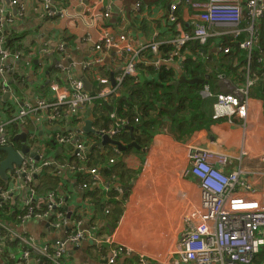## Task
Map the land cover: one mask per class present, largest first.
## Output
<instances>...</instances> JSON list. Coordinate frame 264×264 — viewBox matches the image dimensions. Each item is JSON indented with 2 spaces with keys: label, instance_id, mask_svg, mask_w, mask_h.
Listing matches in <instances>:
<instances>
[{
  "label": "crops",
  "instance_id": "crops-1",
  "mask_svg": "<svg viewBox=\"0 0 264 264\" xmlns=\"http://www.w3.org/2000/svg\"><path fill=\"white\" fill-rule=\"evenodd\" d=\"M13 0H0V9L3 7L8 14L13 15V21L9 30L12 36L16 37L15 48L20 53L19 57L12 56L9 62L10 77L17 78L14 91L20 97V103L13 101L10 95L6 100L3 99L4 92L0 88V117L6 122H10L18 113V110L25 104H37L41 100H47L52 96L49 91V84L53 81L60 82L64 87L67 86L66 77L74 76L77 78H87L92 87L90 92L101 90L100 81L96 77L104 76L112 84L111 77L115 81L119 74L120 66L115 62V51L109 50L103 54V63L93 62L97 53L91 42L83 40L79 32H75L65 27L63 21L44 16L42 0H18L23 5L21 12L18 5L11 3ZM62 5H75L77 0H59ZM116 5L113 8V15L109 20V26L117 31H125L137 34L145 39L146 42L158 41L163 44L170 43L178 34V29L189 31L195 21H199V12L192 7L183 6L178 14V22L175 23V35H166L170 31L166 15L169 14L171 5L179 0H172L168 3L160 0H145V6L136 12L130 11L132 6L141 0H114ZM159 4V5H158ZM159 7V8H158ZM164 7V8H162ZM117 8L125 10V14L118 15ZM178 10V9H177ZM145 18V23H144ZM235 27L225 25H214L212 28V38L215 46L206 51V69L209 78H201L200 81L207 82L212 93L228 89L224 81H230L235 86L240 83L238 73L242 74V68L238 58L231 64L235 72L225 71L224 65H228V58L223 56L219 43L224 35L232 36ZM78 30V29H77ZM98 35L97 32L94 34ZM145 35V36H144ZM73 37V40L69 39ZM248 37V34H247ZM15 44V43H14ZM63 46V51L59 52L56 48ZM76 51V52H75ZM239 58H244L239 55ZM18 58V59H17ZM70 59L73 61L70 62ZM92 62L90 68H85V62ZM61 63L64 68L59 67ZM57 64V66H56ZM250 64V62H249ZM177 70L181 66L174 64ZM54 66L50 71L49 68ZM80 66V68L78 67ZM142 79H152L153 76L148 71H142ZM141 72V73H142ZM15 73V76L13 74ZM217 75V76H216ZM181 79L180 75L177 81ZM247 77V81H248ZM98 82V86H93V81ZM237 82H236V81ZM85 81V80H84ZM205 85V86H206ZM181 86V83L179 84ZM175 87V91L179 88ZM105 87V86H103ZM118 91L115 95L124 96ZM14 92V93H15ZM109 96V95H108ZM264 91L254 79V85L250 90V104L246 120H230L227 118L214 121L212 120L213 103L212 95L204 92L203 102L196 117V125L192 122L190 115L185 117V121L174 122L171 115L177 114L176 107L170 109V114H163L162 117H154L159 120L158 130L154 133L148 147H142L135 138L124 141L121 138H113L121 141L125 146L135 140L139 147H127L125 150L113 145H97L101 140L95 134L87 133L84 130L86 122L91 120L92 127L101 131L105 123L97 117V111L101 109L94 104V101L78 114L67 117L56 125L50 126L46 123H36L34 118H28L24 125L19 124L18 130L13 137L23 132L27 133L26 145L28 152L26 155L38 158L45 154L46 158L55 160L59 163L75 162V155L72 146L61 145L57 142L59 136L68 133L70 130H81V134L87 139L89 155L93 152V158L100 160L103 168L117 169L111 179H106L101 174L100 180L93 181L88 174L87 179L83 180L76 177L77 173L64 170L62 172L67 188L61 189L60 195L64 199V212L72 213V218L77 214L78 219H82L83 225L88 223L89 228H81L99 232V236L104 238L109 235L114 236L115 244H96L90 238L80 241L78 244H71L66 250V260L68 264H108L111 250L116 246H124L126 251L121 254L114 264H139L140 257L147 259V264H175L176 256L174 253L178 247L179 238L184 229V219L192 208L200 206V187L196 178L188 172L189 161L187 152L190 148H215L227 151L231 154V166L242 168L243 176L253 183L259 190L264 184V153H260L257 144L264 143L261 140L264 135ZM11 105L10 111L3 112L2 109ZM183 112V111H182ZM182 114V113H180ZM0 119V120H1ZM112 126L109 130L121 127L118 125V118L111 115ZM11 125V124H10ZM12 128L16 125H11ZM188 126L187 131L181 133ZM263 126V127H262ZM262 127V128H261ZM181 133V134H180ZM128 137V136H126ZM13 144L17 151L21 152L23 143L15 140ZM120 153H117L118 150ZM109 154L106 161L102 156ZM7 156V153L3 159ZM1 159V160H3ZM115 162L111 163L110 160ZM38 160V159H37ZM104 162V163H103ZM101 166V165H100ZM228 170V168H225ZM35 176V185L40 195L45 194L51 189L61 188L54 180L42 182L41 177ZM80 175V172H78ZM44 177V176H43ZM42 177V178H43ZM6 180V179H5ZM0 177V181H5ZM89 183L88 187L83 186V182ZM91 184V186H90ZM111 200L117 197L123 200L118 206L120 214L114 212V207L106 205L108 198L84 213L83 207L90 190L97 188ZM125 187V190L122 189ZM114 192V193H111ZM110 192V193H107ZM106 205V206H105ZM95 207V208H94ZM116 208V207H115ZM112 212V215L110 214ZM52 226L48 219H30L10 222L12 227L21 235H27L38 242L54 243L57 240L66 238L67 234L73 229L70 221L66 226L50 229ZM78 228V227H77ZM21 245L11 244L4 247L3 255H0V264L14 259L15 263L20 262Z\"/></svg>",
  "mask_w": 264,
  "mask_h": 264
},
{
  "label": "built area",
  "instance_id": "built-area-1",
  "mask_svg": "<svg viewBox=\"0 0 264 264\" xmlns=\"http://www.w3.org/2000/svg\"><path fill=\"white\" fill-rule=\"evenodd\" d=\"M44 16L65 23L66 28L79 32L83 40L92 43L97 57L93 62L103 63L105 52L115 51V62L120 66L119 74L114 85L103 75L99 80L103 87L98 93H92L85 88L82 78L67 76V86L53 81L49 84L52 96L47 100H41L35 105L29 103L23 105L16 116L6 122L0 117V147L13 145L9 143L8 128L11 123L26 124L28 118H34L35 124L46 123L56 125L67 117L78 114L97 97H104L118 93L127 76H135L140 70L145 72V67L153 66L158 69L161 65L178 64L184 67L187 44L197 40L205 45L212 38L214 25L235 27L233 36H239L243 31L248 37L240 43L243 50H251L259 46L260 19L264 16V0H185V3L199 12V21H195L189 31L178 29V34L170 42L172 50L167 54L161 51L162 42L149 41L139 35L125 31H117L109 26V20L113 15L114 0H77L75 5H62L59 0H42ZM184 0H179L171 5L168 20L178 22V5ZM11 3L18 5L23 12V5L18 0ZM142 2L137 1L130 11L140 10ZM118 15L122 17L125 10L117 8ZM13 15L3 7L0 9V88L4 92H10L13 101L20 103V97L14 91L10 77L9 62L12 56L19 57L20 53L8 42L10 24ZM246 29H239L242 24ZM78 29V30H77ZM95 32L98 33L95 36ZM224 52H230V47H220ZM63 51V46L56 48ZM18 59V58H17ZM92 62H85V68H90ZM60 68L64 66L59 63ZM228 89L212 93L206 85L204 92L212 95V118L246 120L249 104L250 90L254 85V79H248L246 85L235 86L230 81H224ZM15 92V93H14ZM1 114V113H0ZM124 123L118 121L117 126ZM119 130V129H118ZM117 128L102 130L115 136ZM71 130L58 137L61 145L72 146L75 158L83 161V165L72 163H59L40 155L37 159L23 154L21 165H14L9 170V185L2 190L0 185V202H13L15 197L21 198L16 205L21 213L19 220L48 219L52 227L66 226L69 221L67 214L58 208L64 205V199L51 189L43 195L37 191L34 183L35 176L45 167L55 166L57 173L64 170L69 172H87L91 180H100V169L97 166L85 165L89 161L87 139L81 134V130ZM83 133V132H82ZM118 150V149H117ZM117 153H120L118 150ZM231 155L224 150L215 148H190L187 152L190 172L197 180L200 187V206L192 208L184 219V229L179 238L178 247L174 253L175 264H255L257 256L264 250V184L259 190L253 183L243 176L242 168L231 166ZM111 163L115 160L111 159ZM228 168V170H225ZM84 172V173H85ZM264 178V173H262ZM88 187L87 181L83 182ZM87 203V202H86ZM88 204V203H87ZM89 205V204H88ZM1 206V205H0ZM90 207H83L84 213L91 214ZM76 217L71 219L73 229L66 238L54 243L38 242L27 235L19 234L9 222L0 220V255L4 253V247L11 244L21 245L19 264H68L66 250L71 244L90 238L96 244H115L113 234L100 237L94 230L79 229L83 220ZM78 227V228H77ZM82 228V227H81ZM126 251L124 246H116L111 250L108 264H114L117 258ZM5 264H17L14 259ZM139 264H147V259L140 257Z\"/></svg>",
  "mask_w": 264,
  "mask_h": 264
},
{
  "label": "trees",
  "instance_id": "trees-1",
  "mask_svg": "<svg viewBox=\"0 0 264 264\" xmlns=\"http://www.w3.org/2000/svg\"><path fill=\"white\" fill-rule=\"evenodd\" d=\"M172 0H160L161 5L164 6L163 2H170ZM142 6H145V0H141ZM159 5V4H158ZM183 6H187L191 8V5L185 3V0L182 4L178 5V10L176 11L177 17L178 14L180 16V9ZM159 8V7H158ZM164 8V7H162ZM145 23V18H144ZM166 21L169 24V33L163 35V32L160 34L161 37H165L166 35L173 37L175 35V23L170 22L168 20V14L166 15ZM260 36H259V46L253 47L250 51L249 50H243L240 47V43L247 37V33L243 32L239 36H230V35H224L222 37V41L218 44L220 47H230V52H224L223 49L222 52L224 53L221 58H228L229 64L224 65L226 68L225 71L232 72V70L235 72L234 66H231V64L235 61L234 58L239 59L240 66L242 68V74L238 73V79L240 83L239 85H243L247 83V77L250 79L257 80L258 85L261 87L262 91H264V16L260 19ZM10 31V30H9ZM145 36V35H144ZM16 37L9 34L8 36V42L12 47H15L16 45ZM73 40V37L69 39V41ZM215 39L210 38L208 42L205 45L199 44L197 40H192L187 44L186 48V58L184 62V67L181 68V70H177L175 68L174 64H171L167 66L166 64L161 65L158 69H155L153 66H147L145 67V71H148L151 76H153L152 79H147L148 77L145 76V79H142L144 77L142 70L139 71L138 74L135 76H127L124 79V82L121 86L120 93H124V96L121 95H109L104 97H97L94 99V104L97 107H100L97 111L99 118L103 120L105 123L102 125L103 130H109L112 126L111 122V115L113 114L116 118H118L119 122H123L121 128H119L116 138H121L124 141H130V135L131 132L135 135L136 141L142 146V147H148L154 133L157 132L158 126L154 127L155 124H157L162 117L163 114H170V109L177 107L178 113L171 115L174 122H182L185 121V117L187 115H190L192 118V122L195 123L193 125V128L199 127L201 125H207L208 122L205 124L198 123L196 125V117L198 115V111L201 107V104L203 102V96H204V89L207 82L202 81H196L194 83H181V86L175 91V81L177 78L185 76L188 79H201V78H209L207 75V69H206V60L205 55L206 51L211 49L213 46H215V43H213ZM15 43V44H14ZM172 44H162L161 45V51L163 54H167L172 50ZM239 55H243L244 58H239ZM234 60V61H233ZM233 61V62H232ZM232 62V63H231ZM250 62V64H249ZM231 63V64H230ZM142 72V73H141ZM15 76V73L13 74ZM17 76V75H16ZM15 76V80L11 81L12 86L16 85L17 78ZM217 76V75H216ZM96 80L101 81L96 77ZM93 81V86H98L97 81ZM236 81V80H235ZM237 82V81H236ZM100 86L103 88V84L99 82ZM244 86V85H243ZM17 88V87H16ZM101 88V89H102ZM98 93L96 90L92 92ZM264 98V96H263ZM11 105H8L4 109H2L3 112L10 111ZM183 111V112H182ZM182 113V114H180ZM154 117H160L159 120H155ZM212 120H214L212 118ZM221 120V119H218ZM217 121V120H214ZM11 125H16L14 129ZM8 128V133L10 135V141L11 144H17V142L14 140V135L18 130L17 124L11 123ZM188 126H186L183 131H187ZM180 133V134H181ZM130 134V135H129ZM133 135V136H134ZM128 136V137H126ZM5 156V151L0 147V160L3 159ZM89 161L85 164L89 167L97 166L101 170V174L103 173V176H105L106 179H111L117 169L116 167H111L109 170L103 168V164H101L100 160H95L93 158V152L91 155H89ZM109 154H105L102 156L103 160L106 161ZM76 159V158H75ZM76 165H83V161L77 160L74 162ZM104 163V162H103ZM101 165V166H100ZM38 176L41 177L42 182L52 181L54 180L57 182L58 185L61 186V188L56 190V194L59 197H62L60 195L61 189L67 188V183L64 180V176L62 173H57L55 166L51 167H45ZM80 171H75L73 173H77L76 177L79 179L85 180L88 177L87 172H80V175L78 174ZM44 176V177H43ZM43 177V178H42ZM9 180L0 181V185L2 187V190H6L9 185ZM34 183L35 180H34ZM91 186V184H90ZM106 192L102 190V193L97 188L91 189L88 197L85 201H87V204L85 202L84 207H93V204L95 203V206H97L99 203H101L105 198H108V201L106 202V205H110L111 207H114V212L118 215L121 212V209L118 208L120 204H122L123 200H118L117 197H114L112 200L105 195ZM110 193V192H107ZM111 193H114L111 191ZM63 198V197H62ZM21 201V198H16L14 201L11 202H0V220L5 222H17L18 221V214L21 213V210L19 206L16 204ZM105 205V206H106ZM116 207V208H115ZM95 208V207H94ZM59 211H63V206L58 208ZM112 215V212L110 213ZM76 217V216H75ZM99 234V232H98ZM255 264H264V250L257 256L255 260Z\"/></svg>",
  "mask_w": 264,
  "mask_h": 264
},
{
  "label": "water",
  "instance_id": "water-1",
  "mask_svg": "<svg viewBox=\"0 0 264 264\" xmlns=\"http://www.w3.org/2000/svg\"><path fill=\"white\" fill-rule=\"evenodd\" d=\"M72 61L73 60L70 59V62H72ZM56 66H57V64H56ZM78 67L80 68V66H78ZM53 68H54V66H51L49 68V70L51 71ZM84 80H85V88L90 90V88L92 87V83L87 78H84ZM111 80H112V84L114 85L115 79L113 76L111 77ZM196 81L200 82L199 79H188L185 76H182L179 81L175 82V87H178L180 83H187V82L194 83ZM10 95H11L10 92H6L3 96V99L6 100ZM176 109H177V107H176ZM84 130H86L87 133H92V134H95L98 137H100L101 140L99 142H97V145H100V146L107 145V144H113V145L121 148L122 150H125L127 147H132V146L139 147L135 140L131 141L129 144H127L125 146L121 141L113 138V136H111L110 134L103 133L102 130L99 131V130L93 128L91 120H88L86 122ZM131 137L135 138L133 136L132 132H131ZM14 140H20L23 143V145L21 148V152L17 151L13 145H8V146L2 147V149L7 153V156L3 160L0 161V177L4 180L8 179L7 173L9 170L13 169L14 165H21V163L23 161V154H26L28 152V147L26 145L27 144L26 143V140H27V133L26 132H23L21 134L16 135L14 137ZM35 158L37 159L36 155H35ZM122 189L125 190V187H122ZM64 207L66 209L68 208L67 205H64ZM71 218H72V213H71V211H69L67 214V220L70 222ZM46 225L49 226L48 223ZM88 225H89L88 223H85L82 228H84V227L89 228ZM49 227H50V229H54V227H52V226H49Z\"/></svg>",
  "mask_w": 264,
  "mask_h": 264
},
{
  "label": "rangeland",
  "instance_id": "rangeland-1",
  "mask_svg": "<svg viewBox=\"0 0 264 264\" xmlns=\"http://www.w3.org/2000/svg\"><path fill=\"white\" fill-rule=\"evenodd\" d=\"M240 26H241V27H240L239 29H243V30L246 29L244 23H243L242 25H240ZM243 32H246V31H243ZM243 32H242V33H243ZM246 33H247V32H246ZM247 34H248V33H247ZM246 38H247V37H246ZM246 38H245V39H246ZM86 90H88V89H86ZM88 91H89V90H88ZM249 96H250V93H249ZM262 127H263V126H262ZM262 127H261V128H262ZM260 139H261V140H264V135H263L262 138H260ZM257 145H258V147H259V150H258V151H259L260 153H264V143H262V144L259 143V144H257ZM225 152H226L228 155H231V154L228 153L227 151H225ZM5 154H6V152H5ZM0 161H1V160H0ZM249 182H250V181H249Z\"/></svg>",
  "mask_w": 264,
  "mask_h": 264
},
{
  "label": "clouds",
  "instance_id": "clouds-1",
  "mask_svg": "<svg viewBox=\"0 0 264 264\" xmlns=\"http://www.w3.org/2000/svg\"><path fill=\"white\" fill-rule=\"evenodd\" d=\"M72 219V218H71Z\"/></svg>",
  "mask_w": 264,
  "mask_h": 264
}]
</instances>
